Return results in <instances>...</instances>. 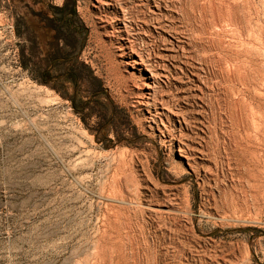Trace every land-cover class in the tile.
<instances>
[{
	"label": "rangeland",
	"instance_id": "obj_1",
	"mask_svg": "<svg viewBox=\"0 0 264 264\" xmlns=\"http://www.w3.org/2000/svg\"><path fill=\"white\" fill-rule=\"evenodd\" d=\"M156 1L74 0L63 46L83 96L116 108L106 148L99 107L83 118L39 82V14L66 0H0V264H264V0H161L166 30Z\"/></svg>",
	"mask_w": 264,
	"mask_h": 264
},
{
	"label": "trees",
	"instance_id": "obj_2",
	"mask_svg": "<svg viewBox=\"0 0 264 264\" xmlns=\"http://www.w3.org/2000/svg\"><path fill=\"white\" fill-rule=\"evenodd\" d=\"M76 15L74 0H66L63 7L49 6L48 10L39 14L42 31L40 40L45 47L42 51L46 57H50L51 61L44 70L39 72V82L59 91L64 98L71 101L75 113L83 118L84 115L93 113L96 107H99L103 111V116L99 120L97 141L104 142L105 147L110 148L114 146L110 135L118 132L117 111L112 99L105 91H97L87 97L83 96L79 68L76 67L71 52L63 46V42L71 36L75 29ZM74 56L76 58V55ZM56 82L62 86L72 85L73 93L62 92ZM118 141L122 143L120 138Z\"/></svg>",
	"mask_w": 264,
	"mask_h": 264
},
{
	"label": "bare ground",
	"instance_id": "obj_3",
	"mask_svg": "<svg viewBox=\"0 0 264 264\" xmlns=\"http://www.w3.org/2000/svg\"><path fill=\"white\" fill-rule=\"evenodd\" d=\"M162 1L161 0H158V1H156V4H155V6L153 7V8H150V13L153 15V17H155L156 18V20H157V28L158 29H163V30H166V29H168L170 26H171V24H172V22H170V21H168V18H170V17H172L174 14H172V12L170 13V12H168L164 7H163V5H162V3H161ZM203 2H205V1H203ZM111 3V2H110ZM192 3V2H191ZM195 3V2H194ZM112 4V3H111ZM197 5H199V4H197ZM204 5H206V4H204ZM209 5V4H208ZM212 5V4H211ZM210 5V6H211ZM198 7V6H197ZM205 7V6H204ZM212 7V6H211ZM208 8V7H207ZM210 8V7H209ZM213 8V7H212ZM215 9V8H214ZM205 11V10H204ZM209 11V10H208ZM212 11H216V9L215 10H212ZM217 11H218V9H217ZM216 11V12H217ZM207 12V11H206ZM205 12V13H206ZM215 12V13H216ZM202 13H204V12H202ZM210 13H211V11H210ZM214 16H216L215 14H213ZM190 16V15H189ZM204 16V15H203ZM213 16V17H214ZM223 16V15H222ZM225 16V15H224ZM190 18V17H189ZM188 18V19H189ZM225 18V17H224ZM215 19V18H214ZM119 20L120 21H123L124 22V20H123V18H119ZM126 20V19H125ZM165 21H167V22H165ZM218 21V20H217ZM191 23V22H190ZM221 23V22H220ZM224 27H225V25H223ZM227 26V25H226ZM124 27V28H123ZM130 27H132L131 25H130ZM128 28V24L126 25V24H124V26H121L120 28H119V33L121 34V40L123 41V43H122V46L123 47H125V48H121L122 49V51H125V50H128L129 48H130V45H131V39H130V33L131 32H129V29H127ZM223 29V28H222ZM221 31V30H220ZM133 32V31H132ZM141 33V32H140ZM134 34V33H133ZM136 34V33H135ZM226 36V35H225ZM178 42V45H176L173 41H169L168 42V46H166L164 49H163V51L160 53V58H162V59H164V58H169V57H177V55H179L182 51H185V49L187 48L186 46H187V44H189L188 42H187V39L186 38H184V39H180V40H178L177 41ZM125 49V50H124ZM246 53V52H245ZM247 61V60H246ZM240 70H242V68H240L239 69V71ZM243 73V72H242ZM153 74V73H152ZM240 74V73H239ZM153 76V75H152ZM154 79H155V77H154ZM191 81H193V82H197V90L198 91H200V92H202L203 91V87L200 85V84H198V79H191L190 80V82ZM206 82V81H205ZM204 82V83H205ZM186 84L187 83H184L183 84V87H181V92L182 93H184V92H186L187 90L189 91V89L186 87V89H184V87L186 86ZM205 85V84H204ZM188 91H187V93H188ZM192 95H197V94H194L193 92H191V91H189ZM187 93H185V94H187ZM154 89H153V87L151 86V85H148L147 86V88L143 91V93H142V96H141V98L144 100V101H147V102H149V101H151L152 99H153V97H154ZM189 95V94H188ZM198 97H199V95H197ZM200 97H201V95H200ZM203 97V96H202ZM141 104H146V103H141ZM202 107V106H201ZM168 110V109H167ZM172 111V110H171ZM159 113V115H165V113H166V111H165V109H161L160 110V112H158ZM173 115H175V116H177L178 118L180 117V116H182L181 114H180V111H173V112H171ZM183 118V117H182ZM202 122V121H201ZM179 137H177V138H175V137H173V139L172 140H178V141H180V139H178ZM171 141V140H170ZM175 142V141H174ZM202 146V148H200ZM196 152H198L200 155L202 154L203 156H205L206 155V153L208 152V151H206L205 152V150H204V146L203 145H200V143L198 144V147H196V149H194ZM208 154V153H207ZM188 158V157H187ZM150 209L153 211V212H156V213H160V212H175V211H177L178 210V207L177 206H175V205H173L172 203H170L169 205L167 204V205H161V204H154V205H151V207H150Z\"/></svg>",
	"mask_w": 264,
	"mask_h": 264
}]
</instances>
